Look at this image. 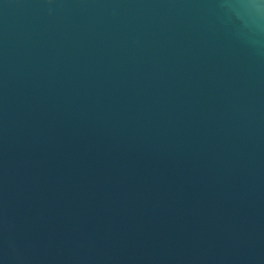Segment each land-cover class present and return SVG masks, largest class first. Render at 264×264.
<instances>
[{
    "label": "water",
    "instance_id": "water-1",
    "mask_svg": "<svg viewBox=\"0 0 264 264\" xmlns=\"http://www.w3.org/2000/svg\"><path fill=\"white\" fill-rule=\"evenodd\" d=\"M0 264H264V0H0Z\"/></svg>",
    "mask_w": 264,
    "mask_h": 264
}]
</instances>
